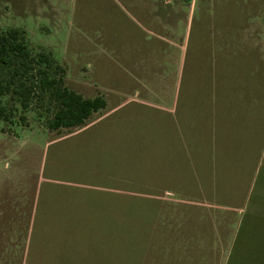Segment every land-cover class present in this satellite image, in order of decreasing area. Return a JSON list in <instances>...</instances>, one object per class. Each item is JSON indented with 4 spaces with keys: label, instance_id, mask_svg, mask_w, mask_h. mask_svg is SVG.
<instances>
[{
    "label": "rangeland",
    "instance_id": "obj_1",
    "mask_svg": "<svg viewBox=\"0 0 264 264\" xmlns=\"http://www.w3.org/2000/svg\"><path fill=\"white\" fill-rule=\"evenodd\" d=\"M36 1L0 0V28L25 29L71 89L108 104L51 131L48 111L2 98L0 264H264V141L247 161L221 132L233 157L215 184L208 152L227 94L264 119V0H63L43 9L54 20ZM176 98L174 116L135 102Z\"/></svg>",
    "mask_w": 264,
    "mask_h": 264
},
{
    "label": "trees",
    "instance_id": "obj_2",
    "mask_svg": "<svg viewBox=\"0 0 264 264\" xmlns=\"http://www.w3.org/2000/svg\"><path fill=\"white\" fill-rule=\"evenodd\" d=\"M11 96L22 112L48 111L51 131L84 126L96 112L107 107L102 96L86 97L66 83V68L52 51L33 49L23 28H0V118L12 121V109L2 102ZM26 122V114L21 115Z\"/></svg>",
    "mask_w": 264,
    "mask_h": 264
},
{
    "label": "crops",
    "instance_id": "obj_3",
    "mask_svg": "<svg viewBox=\"0 0 264 264\" xmlns=\"http://www.w3.org/2000/svg\"><path fill=\"white\" fill-rule=\"evenodd\" d=\"M42 1H46V4L45 3L42 4L43 3ZM55 1L60 3L63 0H41L38 3L36 1V8L40 6H45V7H40L41 8L39 9L40 13L34 14V15H38L39 17L45 16V17H49L50 19L54 20L55 16H53L52 13L50 14L46 13V10L44 11L43 9L44 8L47 9L46 6H48L50 9L55 8L56 7ZM28 13L29 11L26 12V14ZM57 14H60V13L57 11ZM131 16L136 20L135 23L137 24V19L135 18V16L132 14ZM61 31H67V30L61 29ZM62 45L65 47L68 46L67 43H63ZM94 53L96 52L94 51ZM129 54H132V49L130 50ZM219 92L220 91L216 90L215 95L217 93L220 95ZM180 93H181V89L177 91L176 97ZM131 95L132 94H129V96ZM233 95L234 94H232V96ZM218 97L219 99L221 98L220 96H217V101H216L217 104L219 102ZM229 97H231V95H229ZM130 101H132V99L126 100L124 101L125 103L123 102L121 104H126ZM135 102L137 103L141 102L145 105H151L152 107L160 108L164 114H169L172 116H174L173 114L176 113V111H174V106L176 104L177 106H179V103H177L178 102L177 98L173 101V103L172 102L170 104L163 103V105L160 107L157 105H154V102L139 101V100H135ZM232 102H233L232 98H228V94H227L225 96L224 103L222 102L223 116H221L220 118L218 116V112H216L215 116L212 118V123H211L212 128L210 131L212 132L214 138L212 139L211 142H209L210 147H208V152H209V159L211 160V164H210L211 168H210L209 175L211 176V181L214 184H215V180L213 181L212 179L218 171L217 169L219 167V161L221 159L225 160V157H224L225 155L229 157V161L231 160V157H233L232 144H227L229 149L225 150V146L224 144H222V140L220 139L221 132L226 136V140L231 142V139H233V135H234V129H236V135L239 137V140L241 141L243 140L246 143V144L244 143L246 146V149L243 150V154L245 155V158L247 159V161L251 160L256 155V153L258 152L260 148V145L264 141L263 140V130L260 128V127H264V119L263 117H262L263 120L260 119L258 115V113H260V110L258 107H260L261 105L259 103H258L259 106L258 105L254 106L253 104L244 105L243 103V104H237L236 106H234ZM194 109H195V106H194ZM188 113L192 114L190 115V122L193 123V126L195 124V121H200V117L198 116V112H196V109L191 112L189 111ZM186 115L185 114L182 115V120L179 119L180 122L178 124L180 123L186 124V121H185ZM245 133L247 134L246 137H249V138L245 139ZM253 152L255 154H253Z\"/></svg>",
    "mask_w": 264,
    "mask_h": 264
}]
</instances>
